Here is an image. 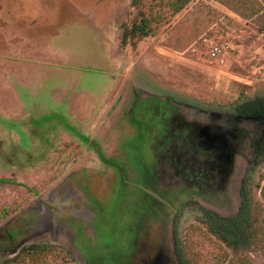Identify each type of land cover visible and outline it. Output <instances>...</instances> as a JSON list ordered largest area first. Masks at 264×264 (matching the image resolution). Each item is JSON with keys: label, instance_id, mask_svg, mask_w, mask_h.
<instances>
[{"label": "rangeland", "instance_id": "1", "mask_svg": "<svg viewBox=\"0 0 264 264\" xmlns=\"http://www.w3.org/2000/svg\"><path fill=\"white\" fill-rule=\"evenodd\" d=\"M152 6L0 0V264L142 261L136 243L152 240L147 211L158 189L143 182L142 194L129 173L123 185L101 154L133 169L136 181L153 171L165 181L177 171L167 153L156 162L155 131L166 120L152 112L150 96L226 117L236 104L264 97V0H192L173 16ZM156 12L167 21L151 22L153 34L135 47L122 45L125 29ZM205 39L224 48L216 61L205 55ZM203 122L205 147L230 154L211 184L217 196L206 202L226 216L236 205L221 196L223 177L243 162V138ZM246 180L251 215L264 229V162ZM200 216L193 205L175 218L181 264H241ZM37 245L48 248L42 258L22 255ZM242 256L264 264V241Z\"/></svg>", "mask_w": 264, "mask_h": 264}, {"label": "flooded vegetation", "instance_id": "2", "mask_svg": "<svg viewBox=\"0 0 264 264\" xmlns=\"http://www.w3.org/2000/svg\"><path fill=\"white\" fill-rule=\"evenodd\" d=\"M149 98L157 102L156 108L152 112L158 115V119L162 116V119L166 120L163 129L155 131L157 138L159 137V141L156 142V162L163 161L165 153L169 154V162L175 166L173 167L177 173L171 174L172 176L164 173L165 179L167 178L165 180L167 182H165L158 180L153 171L148 175L144 174L143 180L139 182L135 180L137 175L130 167L126 166L124 169L125 167L123 168L122 165L118 166L108 162V158L103 153L100 160L102 164L114 170L123 185L127 183L124 175L129 173L135 182L128 184L137 188L142 194L148 193L140 186L143 182H149L158 189L155 195H150L153 203L148 206L147 211L149 217L151 216L148 226L153 230V237L147 244L141 241L140 244L136 243V246H140L136 248L135 254H138L139 257L141 255L140 259H142L136 264H181V255L177 251V222L175 220L177 214L181 209L192 208L194 205L197 207L200 217H204L207 213H213L221 218L232 216L241 204L240 194L247 181V171L252 166L255 142L254 144L251 142L252 135L245 126L246 124H239L234 115L231 117L220 115L222 118L218 120L212 116L213 113L211 112H202L190 106L173 102L168 98L156 96ZM186 112L190 114L186 115ZM207 120L216 121L221 126H227L233 133H237L243 138L241 153L243 162L241 161L238 165L235 173L224 174L225 178L223 177L227 189L221 190V196L229 193L230 203L236 205L226 216L213 211V208L206 203L217 196L213 192L214 188H211V184L215 186L219 184L218 170L220 167L224 169L222 156L227 153L205 147L206 145L200 141L199 130L201 125L205 123L203 121L209 123ZM96 150H99V146L96 147ZM251 150L253 151L252 155ZM229 155L228 153L226 156L229 157ZM143 185L145 186V184Z\"/></svg>", "mask_w": 264, "mask_h": 264}, {"label": "trees", "instance_id": "3", "mask_svg": "<svg viewBox=\"0 0 264 264\" xmlns=\"http://www.w3.org/2000/svg\"><path fill=\"white\" fill-rule=\"evenodd\" d=\"M151 1L154 7L159 10L166 9L169 16H173L185 8L192 0ZM167 17L163 12L151 13L148 17H141L138 21L132 23L130 28L124 30L122 45L125 46L130 42L131 46L135 47L137 41L153 34V28L150 26L151 22L159 25L166 22ZM233 111L238 123L246 124L245 126L252 135V138H250L251 142L253 144L255 142L252 166L264 162V97H255L236 104ZM0 182H4V180H0ZM246 186L245 182L240 194L241 204L232 216L221 218L213 213H207L200 219L213 237L230 249L235 256L240 257L241 264H246V259H243L242 255L264 241V229L258 225V222L251 215V201L248 197L249 193ZM47 250L48 248L45 246H30L22 251V255L30 259H39L46 254ZM10 263H12L11 260L3 264Z\"/></svg>", "mask_w": 264, "mask_h": 264}, {"label": "built area", "instance_id": "4", "mask_svg": "<svg viewBox=\"0 0 264 264\" xmlns=\"http://www.w3.org/2000/svg\"><path fill=\"white\" fill-rule=\"evenodd\" d=\"M203 45L205 46L206 50L205 55L215 61L224 49L223 47L218 46V44L212 39H205Z\"/></svg>", "mask_w": 264, "mask_h": 264}, {"label": "water", "instance_id": "5", "mask_svg": "<svg viewBox=\"0 0 264 264\" xmlns=\"http://www.w3.org/2000/svg\"><path fill=\"white\" fill-rule=\"evenodd\" d=\"M202 114V112H201ZM213 117H216L218 120H220L222 117L221 116H216V115H212Z\"/></svg>", "mask_w": 264, "mask_h": 264}]
</instances>
